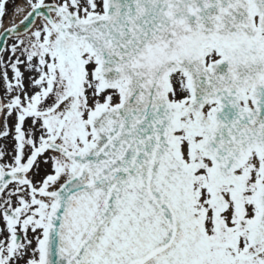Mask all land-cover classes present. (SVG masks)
Listing matches in <instances>:
<instances>
[{
	"label": "snow or ice",
	"instance_id": "snow-or-ice-1",
	"mask_svg": "<svg viewBox=\"0 0 264 264\" xmlns=\"http://www.w3.org/2000/svg\"><path fill=\"white\" fill-rule=\"evenodd\" d=\"M0 264H264V0H0Z\"/></svg>",
	"mask_w": 264,
	"mask_h": 264
}]
</instances>
